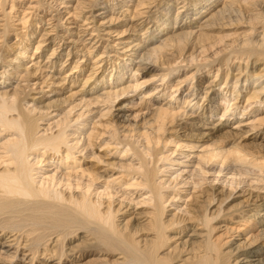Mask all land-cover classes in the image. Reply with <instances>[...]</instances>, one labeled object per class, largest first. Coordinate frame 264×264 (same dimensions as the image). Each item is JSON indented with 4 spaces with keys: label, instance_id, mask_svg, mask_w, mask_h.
Segmentation results:
<instances>
[{
    "label": "bare ground",
    "instance_id": "1",
    "mask_svg": "<svg viewBox=\"0 0 264 264\" xmlns=\"http://www.w3.org/2000/svg\"><path fill=\"white\" fill-rule=\"evenodd\" d=\"M0 264H264V0H0Z\"/></svg>",
    "mask_w": 264,
    "mask_h": 264
},
{
    "label": "rangeland",
    "instance_id": "2",
    "mask_svg": "<svg viewBox=\"0 0 264 264\" xmlns=\"http://www.w3.org/2000/svg\"><path fill=\"white\" fill-rule=\"evenodd\" d=\"M244 130H245V128H244Z\"/></svg>",
    "mask_w": 264,
    "mask_h": 264
}]
</instances>
